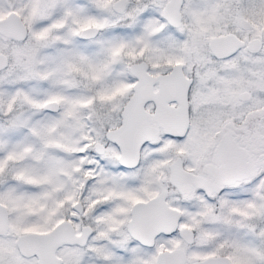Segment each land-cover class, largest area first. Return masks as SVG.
<instances>
[{
	"label": "snow or ice",
	"instance_id": "6c2138e0",
	"mask_svg": "<svg viewBox=\"0 0 264 264\" xmlns=\"http://www.w3.org/2000/svg\"><path fill=\"white\" fill-rule=\"evenodd\" d=\"M0 264H264V0H0Z\"/></svg>",
	"mask_w": 264,
	"mask_h": 264
}]
</instances>
